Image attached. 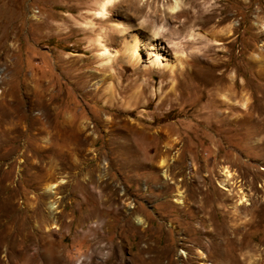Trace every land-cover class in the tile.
Segmentation results:
<instances>
[{
	"label": "rangeland",
	"instance_id": "rangeland-1",
	"mask_svg": "<svg viewBox=\"0 0 264 264\" xmlns=\"http://www.w3.org/2000/svg\"><path fill=\"white\" fill-rule=\"evenodd\" d=\"M100 1L0 0L2 264H264V0Z\"/></svg>",
	"mask_w": 264,
	"mask_h": 264
},
{
	"label": "bare ground",
	"instance_id": "bare-ground-1",
	"mask_svg": "<svg viewBox=\"0 0 264 264\" xmlns=\"http://www.w3.org/2000/svg\"><path fill=\"white\" fill-rule=\"evenodd\" d=\"M117 1H119V0H117ZM119 4H120V2H119ZM114 6H115V0H101L99 2V8L95 12V14L98 15L99 17H102V18L104 17L105 20H109V19H111L110 15H109L110 10H112V8ZM176 7H177L176 2H174V4L170 5V9H176ZM150 44H152V43H150ZM142 45L143 44H140L139 40H135L132 47L126 48V50L124 52L125 58L127 59L128 63H130L134 67H137L142 61L141 60V51L144 50L142 48ZM153 46H155V45H153ZM170 47H175L178 49L181 48V46L178 42L168 41V45L166 44L164 46L163 45L161 46V48L164 50L163 53H170V51H169ZM180 52L182 53V55L185 53V51L183 49H181ZM103 53H110V51L106 47H104ZM151 53H152V56L149 57V59H150L149 63H150V66H152V68L162 70L163 73H165L167 70L172 68V64L170 63L168 58L165 55L163 56L162 52H160L158 49L156 50V48H153ZM160 163H161V165H164V166L167 164L165 159H162ZM34 175H37V174H34ZM35 178L36 177L34 176L29 180V181H32L31 185H35V182H36ZM58 184H59V182L49 183L46 186V190L53 192L52 189L56 188L58 186ZM218 185L222 190L226 191V194H227L226 196H228L230 198L232 197V199L234 197L237 198L236 204H234L235 210H237L240 205H249L250 204L249 195L247 194V192L244 191L245 189H243V188L239 187V185H237V180L234 176V173L227 166H223L221 168V180L218 183ZM175 200L180 204L184 203V195L181 191L177 193V197L175 198ZM53 227H55V226H52V228ZM33 230L36 231L35 228H33L32 231ZM49 231L50 230L48 229L47 232H49ZM8 233L9 232L6 231V233L5 234L3 233L0 237V253L2 251L1 250L2 246L5 245L4 239L7 237ZM28 234L29 233L26 230L19 231L17 233L19 238L14 242V244L10 245V247H9V245H7V247L11 248V250L8 251V249H6L5 252L3 253V256L6 257V260L9 263H18L21 260V262L23 264H37V255L36 254H29L28 249L26 247L27 244L25 242H26V239H28ZM42 244L45 246L43 249V252L41 253V255L44 257L43 259L46 258L47 261H49V260L53 261L52 258H54L55 253L52 250V246H51L49 237L44 238L42 240ZM2 262H3V259L0 256V264H2Z\"/></svg>",
	"mask_w": 264,
	"mask_h": 264
}]
</instances>
